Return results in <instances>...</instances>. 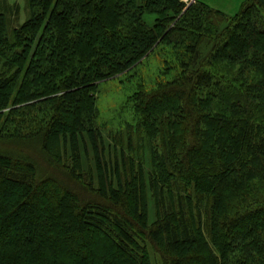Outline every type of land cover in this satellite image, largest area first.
Returning <instances> with one entry per match:
<instances>
[{"label": "trees", "instance_id": "16d2710c", "mask_svg": "<svg viewBox=\"0 0 264 264\" xmlns=\"http://www.w3.org/2000/svg\"><path fill=\"white\" fill-rule=\"evenodd\" d=\"M27 5L0 10V264H264V0ZM137 75L112 145L99 85Z\"/></svg>", "mask_w": 264, "mask_h": 264}, {"label": "rangeland", "instance_id": "374dc122", "mask_svg": "<svg viewBox=\"0 0 264 264\" xmlns=\"http://www.w3.org/2000/svg\"><path fill=\"white\" fill-rule=\"evenodd\" d=\"M197 0H193L195 3ZM210 7L220 10L226 14H235L245 0H200ZM192 3V4H193ZM191 4V5H192ZM190 5V6H191ZM189 7V6H188ZM185 5V9H187ZM0 10L5 11L13 26H19L30 17V10L27 5V0H0ZM0 69L2 65L0 63ZM162 64L157 55H152L138 71V74L143 76L147 84L151 86L156 78L160 75ZM132 81L125 80V77L111 79L102 82L99 85L98 91V107L100 126L106 124L105 136L108 142L114 144V140L110 138V128L117 130L126 124L131 119V111L129 108V96L134 92L136 79ZM104 129L105 126L103 125ZM109 128V129H108ZM108 130V131H107ZM109 133V134H108ZM113 141V142H112ZM88 152L84 151L83 159L86 166L94 167L92 150L87 148ZM154 264H161L159 257L154 253Z\"/></svg>", "mask_w": 264, "mask_h": 264}, {"label": "built area", "instance_id": "2783aa9c", "mask_svg": "<svg viewBox=\"0 0 264 264\" xmlns=\"http://www.w3.org/2000/svg\"><path fill=\"white\" fill-rule=\"evenodd\" d=\"M182 1L185 3L186 7L190 6L193 3V0H182Z\"/></svg>", "mask_w": 264, "mask_h": 264}]
</instances>
